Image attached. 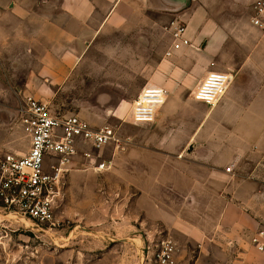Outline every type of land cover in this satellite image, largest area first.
Segmentation results:
<instances>
[{
  "label": "crops",
  "instance_id": "0c3cea01",
  "mask_svg": "<svg viewBox=\"0 0 264 264\" xmlns=\"http://www.w3.org/2000/svg\"><path fill=\"white\" fill-rule=\"evenodd\" d=\"M258 1L0 0V59L14 41L31 46L28 32H34L36 62L47 70L58 64L60 77L67 76L69 64L87 61L84 48L106 31H129L133 16L177 15L168 27L172 42L173 31L186 27L190 46L174 50L172 43L161 64L162 77L146 84L167 92L155 121L134 124L129 116L136 133L123 141L116 131L117 142L109 145L115 153L130 147L129 155L107 161L105 147L99 162L110 165L98 172L94 159L78 154L89 172H109L115 165L119 188L135 196L118 223L120 231L86 232L103 238L102 247L97 244L104 256L118 254L133 264L136 244L143 245L138 233L159 224L201 245L226 239L231 253L242 258L236 264H250L248 259L262 264L250 242L264 229V29L252 24ZM44 39L51 50L40 43ZM212 72L230 74L231 82L223 98L209 106L195 100L194 92ZM230 166L233 172L226 173Z\"/></svg>",
  "mask_w": 264,
  "mask_h": 264
},
{
  "label": "rangeland",
  "instance_id": "374dc122",
  "mask_svg": "<svg viewBox=\"0 0 264 264\" xmlns=\"http://www.w3.org/2000/svg\"><path fill=\"white\" fill-rule=\"evenodd\" d=\"M194 2L189 0V5ZM133 18L129 31H106L89 49L85 47L87 61L69 64L72 68L66 77L59 76L58 64H50L54 69L47 70L46 64L36 62L34 32H28V48L12 42L0 59V160L7 153L25 155L29 150V139L20 126L27 97L47 102L57 114L76 115L93 128L111 126L120 139L131 140L137 131L129 117L131 106L147 83L162 77L161 64L173 43L168 27L178 16L159 11ZM40 43L52 49L47 40ZM44 45L39 47L41 51ZM82 149L91 151L87 146ZM129 152L130 147L115 153L114 146H109L103 159L114 160L115 155ZM73 160L76 165L66 177L57 210L58 228L41 230L0 212V264H130L118 254L104 256L97 244L102 247L103 238L89 237L86 232L120 231L118 223L128 215L135 196L119 188L113 175L115 165L109 172L94 173L86 171L88 162L81 155ZM146 228L138 233L142 242L158 233L168 236L177 247L178 264H236L235 259L242 260L231 253L232 245L226 239L201 245L173 235L159 224ZM141 247L138 243L134 248L133 264H154L140 260Z\"/></svg>",
  "mask_w": 264,
  "mask_h": 264
},
{
  "label": "built area",
  "instance_id": "2783aa9c",
  "mask_svg": "<svg viewBox=\"0 0 264 264\" xmlns=\"http://www.w3.org/2000/svg\"><path fill=\"white\" fill-rule=\"evenodd\" d=\"M252 24L264 29V0L255 4ZM185 34L183 25L173 31L174 50L190 46ZM230 82V74L212 72L194 92V99L214 106L223 98ZM166 99L165 89L146 85L131 106L132 122L152 124ZM20 126L30 146L25 155L11 152L0 160V212L25 219L41 230L56 229L61 224L56 215L73 159L82 152L86 159H94L98 172L107 170L110 163L99 162V152L117 142L116 130L111 126L93 128L76 115L57 114L47 102L32 97L24 100ZM85 146L91 151L82 149ZM225 171L232 173L233 167ZM250 242L264 264V229L256 232ZM139 254L143 263L178 264L177 247L163 233L147 236Z\"/></svg>",
  "mask_w": 264,
  "mask_h": 264
},
{
  "label": "bare ground",
  "instance_id": "6f19581e",
  "mask_svg": "<svg viewBox=\"0 0 264 264\" xmlns=\"http://www.w3.org/2000/svg\"><path fill=\"white\" fill-rule=\"evenodd\" d=\"M10 218H12V219H14V220H18V221H20V222H22V223H24V224H30L27 220H25V219H18L17 217H15V216H10Z\"/></svg>",
  "mask_w": 264,
  "mask_h": 264
}]
</instances>
